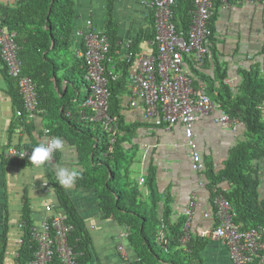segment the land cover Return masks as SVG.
Masks as SVG:
<instances>
[{
	"label": "trees",
	"instance_id": "16d2710c",
	"mask_svg": "<svg viewBox=\"0 0 264 264\" xmlns=\"http://www.w3.org/2000/svg\"><path fill=\"white\" fill-rule=\"evenodd\" d=\"M192 3L193 0H178L174 8L178 31L189 30L191 24L189 10L193 8ZM113 11L114 0H107L105 25L101 30L111 44V62H106V65L115 66L116 73L120 75L117 81H112L109 85V115L116 118L110 132L101 130L102 123L92 122L91 111L82 107L91 93V88L85 80L87 73L85 60L78 56L73 44L76 0H18L12 9L1 5L0 27L16 33L15 43L20 48L18 57L22 62V74L30 77L37 86L38 108L43 111L50 137L65 138L78 148L83 171L78 177L77 186L94 189L99 196L100 209L104 217L115 220L129 229L128 242L138 256L133 263L201 264V254L208 240L190 233V240L186 244L182 243L186 215L176 222L172 220V199L167 197L163 201L152 171L146 184L149 190L148 197H145L129 171L131 158L125 145L139 124L126 125L122 110L125 97H131L128 75L134 67L135 59L142 52L143 44L154 39V14L151 16L153 20L150 25L132 39L128 51L131 55L129 61L117 53L121 50L122 40ZM219 11L217 6L209 24L212 34L210 50L214 44ZM208 56L203 66L208 63ZM263 69L264 64L262 70L256 65L250 70L242 71V81L234 87L223 82L228 78V74L223 72L222 66L218 68V73L213 78L206 76L204 81L207 83V93L220 105V110L232 119H239L245 125L247 137L232 150L223 170L217 172L211 166H207L199 173H203L207 179L208 188L212 193L213 190H218L226 196L236 213L235 223L245 230L264 228V199L260 194L262 180L259 179L258 168L264 161ZM5 74L11 97L16 107L24 113V100L20 94L19 81L8 74L6 66ZM82 81L87 87V93L81 101ZM195 82L194 78V85L197 86ZM19 119L18 122L24 129L33 128V125L30 126V123L26 122L27 117ZM154 126L166 127L155 124ZM33 146L36 147L37 143ZM28 149L32 151V148ZM55 159L58 162V151L55 152ZM17 161L19 159L13 160ZM44 167L46 176L56 189L60 208L67 212V223L74 227L69 235V241L76 255V264H90L91 240L84 221L66 188L58 184L53 170L54 165L45 164ZM224 184L227 186L224 187ZM23 222L24 236L17 264H30L35 259L38 245L32 237L33 220L29 208L24 209ZM162 224L168 241L164 245L159 244L157 239ZM0 248V264H4L6 242L3 238L0 239ZM51 264L60 262L55 258ZM253 264L260 263L256 260Z\"/></svg>",
	"mask_w": 264,
	"mask_h": 264
},
{
	"label": "crops",
	"instance_id": "0c3cea01",
	"mask_svg": "<svg viewBox=\"0 0 264 264\" xmlns=\"http://www.w3.org/2000/svg\"><path fill=\"white\" fill-rule=\"evenodd\" d=\"M17 1L0 0V7L2 5L12 9ZM150 1L114 0L113 16L118 24L122 43L132 40L150 25L153 20L151 16L154 14L153 9L148 6ZM106 3L107 0H76L73 34L76 53L83 47L82 39L77 36V30L84 29L86 22L92 20L93 25L101 31L105 25ZM215 27V39L213 47L209 49L208 63L202 67H194L190 59L185 61V67L197 82L196 87L207 86L205 79L213 78L221 66L223 72L228 74V78L223 82L230 87L242 81V71L250 70L256 65L262 70L264 5L234 4L229 10H220ZM0 28L8 30L4 27ZM14 34L16 36V33ZM228 36L231 38L228 39ZM148 51L146 44H143L142 52ZM195 70L199 73H195ZM132 71L136 72L137 67L134 66ZM228 81H232V85ZM218 86L217 82L216 87ZM131 101L132 97H125L122 115L126 125L139 124L134 128L130 141L125 145L131 158L129 171L132 178L138 182L145 197H148L149 190L146 184L152 171L163 201L167 197L172 199L174 222L185 215L191 202L194 201L195 208L189 233L198 236L203 234L200 237L208 240L201 254V264H231L228 248L209 235L216 226L214 208L216 190L212 193L203 173L192 169L190 149L183 126L176 124L170 128L156 127L144 117L142 105L132 107ZM19 111L21 110L16 107L11 97L5 66L0 57V239H5V257H9L13 264H17L23 243L24 233L20 224L23 223L24 209L29 208L33 226L38 227L45 218L51 216L46 210L49 205L57 206L61 212L67 214L60 208L56 189L46 176L44 166L35 167L31 163H23L30 159L13 162L17 158L7 157L12 148L33 149L34 143L38 145L43 142L44 131L48 130L42 110L31 122L26 120L30 126L33 125V128L28 130L18 122L19 118L27 117L25 108H23L24 113L21 111L22 117H18ZM223 113L218 109L213 115L201 117L194 125V140L202 158V170L207 166H211L217 172L223 170L232 150L247 137L246 127L242 122L230 128H224L215 122V117ZM61 139L65 142V148L62 152L58 151V162L56 160L54 162V172L57 166H64L81 173L83 167L78 148L67 139ZM258 168L259 179L262 180L260 194L264 199V161ZM141 178L145 179L143 183ZM77 181L78 178L74 187L66 189V192L89 233L91 240L89 249L92 252L90 264L135 262L138 256L129 242L119 239V234L125 230V227L115 220L105 218L95 190L77 186ZM226 186L224 184V187ZM119 245L124 246V252L118 250Z\"/></svg>",
	"mask_w": 264,
	"mask_h": 264
},
{
	"label": "built area",
	"instance_id": "2783aa9c",
	"mask_svg": "<svg viewBox=\"0 0 264 264\" xmlns=\"http://www.w3.org/2000/svg\"><path fill=\"white\" fill-rule=\"evenodd\" d=\"M178 0H151L148 4L154 10V39L146 42L148 52H141L135 59L137 71L128 75V88L132 101L130 105H142L144 117L160 126L170 128L181 124L184 128L187 145L190 149L192 169L199 172L203 169L202 158L194 140V125L201 117L213 115L220 105L214 102L207 93L206 86L196 87L190 71L185 67L186 59H190L194 67H202L211 47V30L209 24L218 6L220 10H229L234 4L264 5V0H193L189 10L191 24L187 32L177 30L174 8ZM82 39L83 49L78 56L85 60L87 73L85 80L90 84L91 93L82 107L91 111L92 122L104 125L108 132L116 118L109 115L110 82L117 81L119 76L115 66H107L111 62L109 38L93 25L92 20L86 27L77 30ZM132 40L120 42L121 50L117 51L122 58L131 60L128 52ZM150 48V49H149ZM18 46L15 34L0 28V57L8 74L19 81L20 94L24 100L27 122H31L36 114L42 112L38 108L37 86L34 81L22 74V62L18 57ZM232 85V81H228ZM23 113L18 112V117ZM215 122L224 128H230L241 121L230 118L226 113L215 117ZM49 130L44 131L43 142L48 144L51 137ZM31 152L25 148H12L7 157L12 159H30ZM55 152L45 164L55 162ZM44 166V165H43ZM145 180L141 178V183ZM216 208V226L209 233L214 240L221 241L229 250L231 264H253L256 260L264 264V228L245 230L235 223L236 213L226 196L216 190L214 196ZM195 203L185 212L187 222L182 243L190 240L189 228L194 214ZM46 210L51 216L45 218L41 225L31 228L33 240L38 249L35 259L30 264H51L57 258L60 264H76V255L70 245L69 235L73 226L68 224V216L57 206L49 205ZM24 222L20 224L23 229ZM164 226L158 234L159 244H167ZM201 234L200 236H202ZM129 230L120 232L119 239L127 240ZM118 250L124 252V246ZM134 264V263H131Z\"/></svg>",
	"mask_w": 264,
	"mask_h": 264
},
{
	"label": "clouds",
	"instance_id": "9594fccd",
	"mask_svg": "<svg viewBox=\"0 0 264 264\" xmlns=\"http://www.w3.org/2000/svg\"><path fill=\"white\" fill-rule=\"evenodd\" d=\"M64 148V140L60 137H53L49 140L47 145L41 142L32 149L30 162L35 167H42L51 158L54 152H62ZM55 173L58 184L66 189L73 188L77 178L80 175L78 170H73L64 166H57V168L55 169ZM125 229L127 228L125 227ZM4 264H13V262L9 257H5Z\"/></svg>",
	"mask_w": 264,
	"mask_h": 264
},
{
	"label": "rangeland",
	"instance_id": "374dc122",
	"mask_svg": "<svg viewBox=\"0 0 264 264\" xmlns=\"http://www.w3.org/2000/svg\"><path fill=\"white\" fill-rule=\"evenodd\" d=\"M227 38L229 39L231 37L228 36ZM80 91L82 92V96H81V101H82L85 98L86 93H87V87H86V85H85V83L83 81L81 83ZM100 128H101V130H104V125L103 124H100Z\"/></svg>",
	"mask_w": 264,
	"mask_h": 264
}]
</instances>
